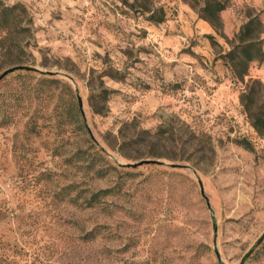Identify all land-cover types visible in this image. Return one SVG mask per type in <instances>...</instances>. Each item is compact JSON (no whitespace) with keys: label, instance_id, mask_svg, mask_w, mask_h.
Returning a JSON list of instances; mask_svg holds the SVG:
<instances>
[{"label":"rangeland","instance_id":"374dc122","mask_svg":"<svg viewBox=\"0 0 264 264\" xmlns=\"http://www.w3.org/2000/svg\"><path fill=\"white\" fill-rule=\"evenodd\" d=\"M2 1L23 3L31 18L24 63L63 74L9 72L0 101L23 70L65 85L45 86L39 131L0 109V264H264V136L241 103L248 54L261 55L264 0H223L216 27L203 0ZM68 84L117 169L73 164L88 142ZM102 87L109 96L94 99L98 112L90 94ZM161 126L164 137L139 139ZM147 157L187 166L120 163ZM74 181L112 190L101 207L80 209ZM97 222L94 239L78 238Z\"/></svg>","mask_w":264,"mask_h":264},{"label":"trees","instance_id":"16d2710c","mask_svg":"<svg viewBox=\"0 0 264 264\" xmlns=\"http://www.w3.org/2000/svg\"><path fill=\"white\" fill-rule=\"evenodd\" d=\"M226 5L227 2L223 0H203L202 9L207 11L206 18L215 27L218 26L219 21L221 22L220 10L226 7ZM21 10H25V6L21 2L9 4L0 0V66L6 61L18 64L24 63L27 60L26 54L29 41L23 38V36L33 32V25L31 18H26L20 13ZM242 42L245 43L244 41ZM256 50L261 55L248 54L246 70L242 74L243 79L248 74L252 60L264 59L262 43L258 44L256 42ZM231 51L235 52L234 49ZM233 57H236V54ZM18 78L20 81L18 85L11 88L8 94L4 95L3 100L0 101V109H3L5 117L9 120H14L16 117H20L18 113H24V115H27V124L31 125L33 130L35 129L39 131L37 129L40 127L39 119L41 117L48 119L47 113H44V109L46 106V100L51 97L49 93L45 92V86L48 85L49 87H56L58 84L62 83L65 85V82H63L61 78L57 77H40L28 70L21 71L18 74ZM248 81L249 86H247L241 94V103L243 104L244 110L256 130L264 136V82L261 78L253 76H250ZM70 91L72 95V117H74L77 121V127L80 130V135L88 142L86 148L80 147L74 152L72 158L73 164L79 169L84 167L87 170L98 172V175L106 173L110 168L117 169V166L109 162L106 156L97 148L95 143L96 140L90 133L84 119L82 118L83 114L79 106L78 98H76L77 96L75 95L72 87H70ZM10 95H12L14 99L15 106L12 110L7 109V107H9L8 99L5 98ZM108 96L109 89L106 87H102L98 90H92L90 94V102L95 111L102 112V108L101 106L96 105L94 99L101 97V99L105 101ZM143 132L146 135H140L141 137L139 139L147 140L154 136L164 137L167 129L161 126L155 131L143 130ZM150 155L155 157L164 154L150 152ZM165 156L171 159L185 158L183 156L166 154ZM73 187L75 190L71 194V200L80 209L101 207L105 194L112 190L109 187L83 188L80 187L79 181H74ZM101 227L102 224L97 222L96 225L90 229L83 228V233L79 234L78 238H82L84 240L94 239L101 232Z\"/></svg>","mask_w":264,"mask_h":264},{"label":"water","instance_id":"95a60500","mask_svg":"<svg viewBox=\"0 0 264 264\" xmlns=\"http://www.w3.org/2000/svg\"><path fill=\"white\" fill-rule=\"evenodd\" d=\"M18 69H37L41 72H47L49 74H63L59 71H55V70H43L40 68H36L35 66L31 65V64H27V63H18V64H13L10 65L6 68H4L1 72H0V81L1 79L6 76L9 72H12L14 70H18ZM71 79H73L72 76H70ZM77 98H78V102H79V106L81 108L82 114L86 120V112H85V108H84V100H83V96L81 95L80 92L77 93ZM149 162H153V163H159V164H169L171 166H179V167H185L187 166V164L181 163V162H167L161 158H152V157H147V158H141L139 160H135V161H129V162H120L122 165L124 166H138L140 164L143 163H149ZM201 188H202V192H204V188H203V183L201 182ZM264 237V232L262 234V236L260 237V240Z\"/></svg>","mask_w":264,"mask_h":264},{"label":"crops","instance_id":"0c3cea01","mask_svg":"<svg viewBox=\"0 0 264 264\" xmlns=\"http://www.w3.org/2000/svg\"><path fill=\"white\" fill-rule=\"evenodd\" d=\"M261 17L264 21V12L261 14ZM262 48L264 51V33H263V40H262ZM264 59H254L250 63V67L248 70L247 76L259 77L264 81V66H263Z\"/></svg>","mask_w":264,"mask_h":264},{"label":"built area","instance_id":"2783aa9c","mask_svg":"<svg viewBox=\"0 0 264 264\" xmlns=\"http://www.w3.org/2000/svg\"><path fill=\"white\" fill-rule=\"evenodd\" d=\"M263 66H264V62H263Z\"/></svg>","mask_w":264,"mask_h":264}]
</instances>
